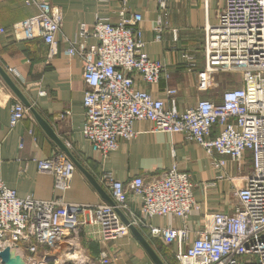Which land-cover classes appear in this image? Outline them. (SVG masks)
<instances>
[{"label":"built area","instance_id":"obj_1","mask_svg":"<svg viewBox=\"0 0 264 264\" xmlns=\"http://www.w3.org/2000/svg\"><path fill=\"white\" fill-rule=\"evenodd\" d=\"M159 1L166 4V0ZM25 2L38 12L13 24L12 33L16 41L41 38L52 59L60 51L57 36L62 30L63 9L51 0ZM142 21L140 13L122 10L116 23L98 18L92 31L83 23L81 36H93L96 43L70 44L67 50L83 62L85 138L106 158L121 140L136 138L137 121L147 120L153 130L180 133L211 156L228 155L240 163L251 151L254 166L236 191L238 203L233 211L210 214L187 248H183L191 233L187 226H156L138 216L129 220L148 238L166 245L176 243L173 254L179 264H264V0H223L218 22L206 28L205 65L197 71L198 86L210 89L217 84V74L232 73L239 80L224 90L220 102L200 99L184 110L177 107L176 89L167 90L170 101H166L136 85L137 77L147 83L170 77L164 62L150 59L143 51ZM186 57V67L195 69V56ZM29 110L18 100L11 110V127ZM224 164V160H216L217 166ZM37 166L40 172L53 175L56 188L63 191L71 187L77 169L62 150L37 159ZM97 180L114 203L21 197L0 179V252L10 248L26 264H49L47 257L39 256L41 247L57 246L88 223L97 226L104 243L120 238L130 229L121 215L131 212L130 195L140 199L142 216L186 219L200 207L194 196L197 184L189 172L176 166L150 179L138 175L123 182L111 172H103ZM117 256L102 250L94 264H115Z\"/></svg>","mask_w":264,"mask_h":264},{"label":"crops","instance_id":"obj_2","mask_svg":"<svg viewBox=\"0 0 264 264\" xmlns=\"http://www.w3.org/2000/svg\"><path fill=\"white\" fill-rule=\"evenodd\" d=\"M51 1L63 9L64 21L57 36L59 54L49 59L48 46L41 38L16 41L11 30L13 24L36 14L37 7L27 5L25 0H0V30L5 29L0 32V64L96 179L103 172H111L123 182L138 175L150 179L174 166L189 172L197 184L194 196L200 207L186 219L173 215L142 216L141 201L132 195L129 198L132 213L124 214L128 219L138 216L156 226L189 227L188 243L183 246L187 248L195 238V231L204 226L210 214L233 211L238 203L236 191L254 166L252 152L247 151L245 160L240 163L228 155L211 156L182 134L155 131L150 121L141 120L134 124L138 132L135 139L131 142L121 140L118 149L108 157H102L83 132V62L77 56H70L67 50L70 44L80 47L96 43L93 36H81V24L88 25L92 31L98 18L116 23L122 10L126 14L140 13L143 16V51L150 59L164 62L170 77H162L158 83H147L137 77L136 85L166 101H170L167 90L176 89L179 110L196 104L200 99L220 102L222 93L228 88L227 81L234 84L233 80H221L217 74V84L201 90L197 71L205 65L206 28L218 22L223 0H166L164 6L159 0ZM157 28L162 31L158 32ZM188 54L195 56V69L186 67ZM18 100L21 101L0 75V179L21 197L62 198L69 203L83 204L108 202L78 168L71 187L64 191L56 188L53 175L38 170L37 159L49 158L61 149L30 110L23 120L11 127V110ZM216 160H224L225 164L217 166ZM146 238L167 264H179L173 254L178 249L176 243L166 245L159 239ZM102 250L113 257L118 253L115 264H155L130 229L122 237L104 243L97 226L91 223L80 227L57 246L41 247L39 256L47 257L49 264L79 261L94 264Z\"/></svg>","mask_w":264,"mask_h":264},{"label":"water","instance_id":"obj_3","mask_svg":"<svg viewBox=\"0 0 264 264\" xmlns=\"http://www.w3.org/2000/svg\"><path fill=\"white\" fill-rule=\"evenodd\" d=\"M0 75L7 83V85L11 88V90L17 95V97L30 109V111L34 114L36 120L42 129L47 133V135L58 145V147L64 151L69 158L74 162L76 167L85 174L88 180L93 184V186L97 189L99 194L103 197V199L107 200L110 203H114L111 196L108 192L101 186L96 177L78 160V158L73 154V152L69 149V147L65 144V142L56 134L53 127L50 123L37 112V110L32 106L31 102L27 99L24 92L21 88L16 84L10 74L4 69V67L0 64ZM124 221L129 224V228L141 245L145 248L151 259L155 264H167L163 257L157 252V250L153 247V245L149 242L143 232L136 227L134 224L130 222V220L121 213ZM0 260L2 264H26L24 258L17 254L14 250L10 248H6L0 252Z\"/></svg>","mask_w":264,"mask_h":264},{"label":"rangeland","instance_id":"obj_4","mask_svg":"<svg viewBox=\"0 0 264 264\" xmlns=\"http://www.w3.org/2000/svg\"><path fill=\"white\" fill-rule=\"evenodd\" d=\"M219 77L221 78V80H239V75H235V74H232V73H225V74H220ZM226 82V81H224ZM228 83V87H231L233 86L234 84H231L229 83V81H227ZM250 256H245V258H249ZM0 264H2L1 260H0Z\"/></svg>","mask_w":264,"mask_h":264}]
</instances>
